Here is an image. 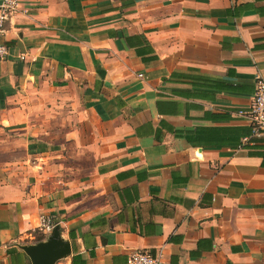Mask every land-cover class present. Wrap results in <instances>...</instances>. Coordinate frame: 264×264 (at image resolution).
Returning a JSON list of instances; mask_svg holds the SVG:
<instances>
[{
  "label": "crops",
  "instance_id": "obj_1",
  "mask_svg": "<svg viewBox=\"0 0 264 264\" xmlns=\"http://www.w3.org/2000/svg\"><path fill=\"white\" fill-rule=\"evenodd\" d=\"M0 44V264H264V0H19ZM23 57V59H20ZM46 238H44L43 242ZM42 242V241H41Z\"/></svg>",
  "mask_w": 264,
  "mask_h": 264
},
{
  "label": "built area",
  "instance_id": "obj_2",
  "mask_svg": "<svg viewBox=\"0 0 264 264\" xmlns=\"http://www.w3.org/2000/svg\"><path fill=\"white\" fill-rule=\"evenodd\" d=\"M19 0H0V34L4 31L5 23L19 12L25 14L26 10L19 6ZM7 56V48L0 44V62ZM23 59V57H20ZM238 118L248 121L249 134L240 140V146L251 145L257 139H264V81L256 76L253 80V94L248 106L235 112ZM56 223L53 217L41 214L37 218V229L46 238ZM126 264H161L156 256L146 252L135 251L128 255Z\"/></svg>",
  "mask_w": 264,
  "mask_h": 264
},
{
  "label": "water",
  "instance_id": "obj_3",
  "mask_svg": "<svg viewBox=\"0 0 264 264\" xmlns=\"http://www.w3.org/2000/svg\"><path fill=\"white\" fill-rule=\"evenodd\" d=\"M30 264H54L70 254L69 243L58 236V227L54 226L45 241L21 247Z\"/></svg>",
  "mask_w": 264,
  "mask_h": 264
},
{
  "label": "trees",
  "instance_id": "obj_4",
  "mask_svg": "<svg viewBox=\"0 0 264 264\" xmlns=\"http://www.w3.org/2000/svg\"><path fill=\"white\" fill-rule=\"evenodd\" d=\"M44 240V237L41 235L39 237H36L35 239V242L38 243V242H41ZM70 264H85L84 261L80 258L79 255H76V254H73L71 257H70Z\"/></svg>",
  "mask_w": 264,
  "mask_h": 264
},
{
  "label": "rangeland",
  "instance_id": "obj_5",
  "mask_svg": "<svg viewBox=\"0 0 264 264\" xmlns=\"http://www.w3.org/2000/svg\"><path fill=\"white\" fill-rule=\"evenodd\" d=\"M39 236H41V234H37V235H36V237H39Z\"/></svg>",
  "mask_w": 264,
  "mask_h": 264
}]
</instances>
